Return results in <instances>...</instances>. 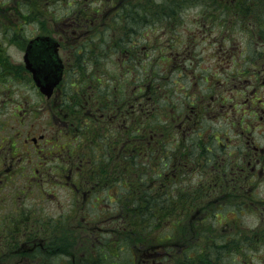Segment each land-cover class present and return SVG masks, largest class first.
Masks as SVG:
<instances>
[{"label":"flooded vegetation","instance_id":"flooded-vegetation-1","mask_svg":"<svg viewBox=\"0 0 264 264\" xmlns=\"http://www.w3.org/2000/svg\"><path fill=\"white\" fill-rule=\"evenodd\" d=\"M165 1L160 0L161 13L158 11L147 26L135 28L132 36L128 21L113 19L105 8L99 19V9L91 5L89 13L76 16L74 25L65 15L52 21L51 29L46 27L51 21H45L47 33L57 38L54 50L67 53L63 55L67 67L52 72L36 69V77L26 76L35 97L33 105L48 108L47 119L53 116L49 136L53 140L69 136V142L61 146L57 162L48 165L51 151L44 157L41 141L38 145L31 139L27 153L32 152L31 159L39 161L33 170L22 174L24 188L13 187L9 207L3 212L11 227L6 237L4 231L1 235L0 264H129L126 256L131 255V243L113 247L110 212L103 206L111 179H105L102 161L110 154L90 150L91 142L79 122L94 119L109 128L120 119H129L130 94L125 92L114 108L115 77L97 72L90 76L76 70L93 59L110 60L113 65L114 56L124 61L138 59L153 48L155 60H173L175 68L186 62L192 78V102L191 107L186 104L187 110L181 108L190 113L185 118L178 115L181 120L175 134H181L186 146L193 143L190 135L199 132L200 138L194 142L199 149L196 154L187 150L182 155L190 166L183 169L181 179L186 180L185 185H192L205 169L213 170L211 176L222 171L215 183L224 189L213 202L264 204V0H199L202 4L197 8H187L186 22L181 10L166 13ZM145 27L149 31L142 30ZM147 37H152L149 47ZM115 80L122 82L123 72ZM39 83L47 96L40 94ZM100 85L111 86L105 99ZM100 101L107 105L104 112L97 108ZM172 110L178 112L176 103ZM183 123L188 124L179 131ZM99 132L94 126V134ZM203 148L208 152L203 153ZM83 155L87 157L84 163ZM96 157L100 163L94 164L91 160ZM226 163L230 165L228 175L223 169ZM50 187L60 189L63 198ZM99 212L100 219L96 216ZM136 246L132 252L135 264H158L163 255H172L155 245Z\"/></svg>","mask_w":264,"mask_h":264},{"label":"trees","instance_id":"trees-1","mask_svg":"<svg viewBox=\"0 0 264 264\" xmlns=\"http://www.w3.org/2000/svg\"><path fill=\"white\" fill-rule=\"evenodd\" d=\"M27 1L18 0L17 5L25 6ZM154 2L158 5L160 0ZM127 3V19L124 15L120 19L128 21L131 26L128 34L132 36L135 28L147 26L148 19L140 22L137 7ZM143 9L145 15L151 11ZM158 11L161 13L159 6ZM151 42L152 37L145 39L148 47ZM4 53L1 48L0 80L5 72L4 65L9 64ZM152 53L153 48L138 59L124 61L114 56L113 65L110 60L93 59L86 66L76 67L82 74H112L115 79L123 72L122 82L113 80L114 108L120 104L125 92L130 94L129 119H120L109 128L108 124L101 122L102 127L94 119L79 122L80 129L87 132L86 138L91 142L90 150L101 149L110 154L104 156L102 162L105 179H111L103 206L110 212L108 222L113 226L112 245L115 248L119 244L131 243L128 250L132 257L130 254L126 256L129 264H135L132 252L136 245H155L161 252L172 253L163 255L158 264H254L256 255L250 256L249 253L264 247V204L242 203L243 200L213 202V197L224 189V185L215 183L222 171L211 176L213 170L205 169L195 178L194 184L185 185L186 180L181 179L183 169L190 165L189 159L182 155L187 150L196 154L199 149L194 142L200 138L199 132L190 135L193 143L186 146L181 134H175L181 120L178 115L185 118L190 113L181 111V108L187 110L186 104L191 107L190 68L186 62L175 68V61L155 60ZM96 82L100 84V78ZM99 88L104 89L103 99L107 98L111 86L100 85ZM103 103L100 101L97 108L104 112L107 105ZM173 103L178 106L177 113L172 110ZM194 105L199 106V103ZM187 124H181L179 131ZM94 126L99 133L94 134ZM80 138L84 139V136ZM202 152L208 150L203 148ZM86 159L83 155L82 163ZM91 161L100 163L97 157ZM223 169L228 175L229 163ZM224 211L234 214L228 219L232 222L217 219ZM245 211L251 213L253 223L241 222ZM96 216L100 219L101 212Z\"/></svg>","mask_w":264,"mask_h":264},{"label":"rangeland","instance_id":"rangeland-1","mask_svg":"<svg viewBox=\"0 0 264 264\" xmlns=\"http://www.w3.org/2000/svg\"><path fill=\"white\" fill-rule=\"evenodd\" d=\"M69 0H66L65 3H59L57 7L54 9V15H60L62 16L63 13H65L67 9V3ZM71 1V0H70ZM113 2L112 4L110 2ZM127 2H131L133 4V7H137V10L139 11L137 15L139 16L138 19H140V22L145 21L148 19V21H151L153 18H155L156 13L158 12V6L161 4L159 2L158 5L154 2V0H107V4L103 5V8H105L108 12L107 14L110 15V17H113L115 20H122L120 17L124 15L125 19H127L128 15V8ZM202 2L199 0H166L164 3V10L167 13V11H178L181 10L183 12L184 21L186 22L188 20L187 11L188 9H195L201 5ZM118 6V7H117ZM33 5L27 6L28 9L32 8ZM142 7V8H141ZM150 9L151 11L145 15L144 9ZM75 9V8H73ZM76 11H78L76 9ZM3 20V19H2ZM9 20V19H8ZM18 24V23H17ZM33 24H25L24 25V31H26L28 34L31 32L33 28ZM9 28L7 27V24H1L0 23V42L2 44V47L5 49L6 53L8 54L11 63H16L18 60L20 62L21 60V54H20V47L19 43L14 44L9 36V32H7ZM181 30V27L178 28ZM3 33L6 34V36H3ZM227 77V76H224ZM34 94L31 92V90L26 87V84H18L12 92H3L0 91V98H8L10 97L12 100L6 101L5 103H0V130L5 131L7 127H9L12 123V120L16 122V115L22 119L21 126H18L22 129V131H27V135L32 136L35 135L38 137V134L41 133V127L45 128V130H48L50 127L49 118L47 119V111L48 108L46 107H34L33 110L29 108L30 104H26V100H34ZM27 105V106H26ZM10 112V114H7ZM7 115V117H6ZM11 116L12 119H9ZM47 119V121H45ZM1 133V132H0ZM30 149V148H27ZM74 158L72 157V161ZM56 162H53V165H56ZM40 166V164H38ZM22 168V166L19 167V169ZM27 168V166H26ZM24 171V170H23ZM31 169H28L27 172H30ZM25 183V180H22V177H19V180L17 181V186ZM51 188V187H50ZM54 190L53 188H51ZM56 193L60 195L61 198H63L64 193L59 190H54ZM9 207V203H5L3 206V211H6ZM234 216L231 212H222L217 216L218 220H226L232 222L231 219ZM241 222L251 224L253 223L254 219L252 218V215L249 211H245L241 215ZM84 221V220H82ZM77 240V239H74ZM92 240V239H91ZM90 240V243H91ZM81 242V240L78 242V244ZM250 256L256 255V260L254 261V264H264V247H261L257 252L249 253ZM250 262V260H248Z\"/></svg>","mask_w":264,"mask_h":264}]
</instances>
